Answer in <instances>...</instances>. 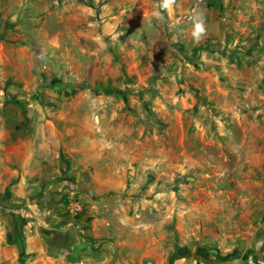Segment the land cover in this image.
Segmentation results:
<instances>
[{
    "label": "rangeland",
    "instance_id": "374dc122",
    "mask_svg": "<svg viewBox=\"0 0 264 264\" xmlns=\"http://www.w3.org/2000/svg\"><path fill=\"white\" fill-rule=\"evenodd\" d=\"M31 138L57 172L11 206L0 181L22 224L264 264V0H0V148Z\"/></svg>",
    "mask_w": 264,
    "mask_h": 264
},
{
    "label": "crops",
    "instance_id": "0c3cea01",
    "mask_svg": "<svg viewBox=\"0 0 264 264\" xmlns=\"http://www.w3.org/2000/svg\"><path fill=\"white\" fill-rule=\"evenodd\" d=\"M256 42V41H255ZM33 140L11 141L3 146L0 161L7 176H0L3 183L13 184L6 205L19 203L27 195L38 192V186L57 172L51 165L44 167L41 156L51 155L42 146L35 147ZM56 148L53 157H56ZM1 173V172H0ZM7 178V179H6ZM45 179V180H44ZM2 207V206H0ZM21 242V245H19ZM24 254L21 259L19 255ZM25 256H28L27 258ZM212 258L180 257L173 264H204ZM0 264H122L115 258L114 246L108 242H92L85 239L76 228H36L25 225L0 210ZM211 264H217L212 262ZM232 264V263H228Z\"/></svg>",
    "mask_w": 264,
    "mask_h": 264
},
{
    "label": "clouds",
    "instance_id": "9594fccd",
    "mask_svg": "<svg viewBox=\"0 0 264 264\" xmlns=\"http://www.w3.org/2000/svg\"><path fill=\"white\" fill-rule=\"evenodd\" d=\"M171 0H166V4L167 3H170ZM204 31V27H203V22L200 21V22H197L196 25H195V31H194V35L199 37L200 34H202Z\"/></svg>",
    "mask_w": 264,
    "mask_h": 264
}]
</instances>
